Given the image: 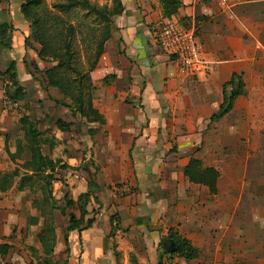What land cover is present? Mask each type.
<instances>
[{
	"label": "crops",
	"instance_id": "obj_1",
	"mask_svg": "<svg viewBox=\"0 0 264 264\" xmlns=\"http://www.w3.org/2000/svg\"><path fill=\"white\" fill-rule=\"evenodd\" d=\"M119 2L123 11L111 19L110 38L90 73L92 105L104 124L76 116L70 130L80 128L81 134L73 144L61 150L51 144L47 155L41 150L57 162L51 184L62 166L66 184H77L70 200L74 206L66 207L65 193L64 208L52 212L51 262L120 264V252L125 256L145 248L150 256L172 235L198 251L190 262L166 255L175 264H264V0ZM168 20L194 30L203 46L205 69L196 77L182 76L155 45ZM21 23L18 34L27 36L29 29ZM232 75L241 77L243 95L227 115L211 121ZM23 154L22 164L30 160L26 149ZM191 161L198 164L197 174L217 173L214 194L189 181L185 170ZM89 181L97 186L90 200L103 205L99 213L86 207L80 232L67 233L68 221L56 229L53 213L76 209ZM21 199L0 198V246H10V239L20 235L19 217L26 211ZM33 209L24 228L34 233L26 242L29 251L9 255V264L45 260L38 239L43 218ZM76 210L78 215L70 212L68 218L79 220ZM112 242L119 253L115 248L112 255Z\"/></svg>",
	"mask_w": 264,
	"mask_h": 264
},
{
	"label": "rangeland",
	"instance_id": "obj_2",
	"mask_svg": "<svg viewBox=\"0 0 264 264\" xmlns=\"http://www.w3.org/2000/svg\"><path fill=\"white\" fill-rule=\"evenodd\" d=\"M35 5L38 6V11L50 12L47 18L52 19L56 16L61 17L62 15L58 14L54 10V6L65 4V0H33ZM91 4L106 7L110 6V0H89ZM22 0H0V26L5 25L8 28L5 38L2 39V42L6 45V48H0V198H8L9 196H21V203L24 207V212L21 213L19 217V226H21L20 235L18 238H11V245H7V250L5 254L0 253V259L2 264H9L6 259L12 254H20L21 251L25 250L28 252L30 246L26 245V242L30 239H33L34 233H31L29 230H24L29 226V219L34 213L31 210L32 203H36L37 207H41L40 200L42 198V190L45 188L46 184V175H41L39 180L33 185L26 182L23 185V191H18V184L20 178L23 176L24 172L22 171V161L26 159L25 154H21L19 157L11 158L9 155L15 156V153L18 148V143L24 144L23 137L24 134L21 129L20 120L23 117H27L29 121L33 122L37 130L42 134L40 140L44 141L43 146L41 147L42 153L47 155L49 152V145H53V149L61 150L62 146H69L74 142L75 138L81 134L80 128L77 130H69L65 135L62 130L64 127L62 125H68L71 120H74L72 125H76L78 115L72 116L71 112L63 107L56 105L54 100H60L67 105L73 106V102L70 99H64L62 94L56 89H48L44 85L43 72L49 68H52L56 65V62L51 58H39L37 56L40 47L31 36L32 29L30 24L24 19L21 14L20 8L22 6ZM41 13V14H42ZM85 14L82 11L74 10L68 16H62L65 24L69 25L70 23L74 27L75 37L72 41V48L77 54L78 66L82 67L83 71L88 70L90 64L93 62L95 54V43L93 42V35L87 29L88 26L93 25L92 18L90 20L84 18ZM25 22V26L29 29L27 36H24L20 33L19 28L22 27V23ZM91 23V24H90ZM51 25V24H50ZM16 28V29H15ZM92 31H99L96 25L92 26L90 29ZM98 34V33H97ZM92 38V39H91ZM26 41V44H25ZM94 46V47H93ZM14 63L16 66L19 65L18 71H16V76L18 78V85L21 87V90L24 92L25 98L21 101L13 102L10 98V95L13 93V86L9 78L6 76L5 71L9 67L10 63ZM74 107V106H73ZM79 117V116H78ZM59 120L61 122V129L58 130L57 124L55 122ZM76 121V122H75ZM60 128V127H59ZM63 132V133H62ZM71 133L76 136L71 137ZM79 141V138L77 139ZM73 144V143H72ZM85 145V141H79V145ZM65 150V149H64ZM66 152V151H65ZM71 153V152H70ZM85 156L89 155L87 151L84 153ZM17 155V154H16ZM88 166L93 168L94 164L92 161H88ZM99 168V169H98ZM97 171H100L98 166ZM94 169V168H93ZM78 169L75 168V172L70 175V179L73 178L78 172ZM86 170V169H85ZM64 170L57 168V175L54 179V182L50 185V190L52 197L55 199L56 206L64 208V203L61 201L65 193L67 200H71L75 196V191L77 189V184L69 186L67 181L64 179V176L61 172ZM16 174V176H14ZM10 177L9 179L6 178ZM4 177V179H3ZM2 180H5L2 184ZM87 180V178H86ZM25 183V182H24ZM4 190H1V188ZM100 204L99 208H96L94 205ZM32 205V206H34ZM35 205V206H36ZM102 204L90 200L87 204V208L94 210V213H99V210L102 208ZM40 208H37L39 211ZM40 212V211H39ZM73 212L75 216L78 215L75 207L73 209L67 210L65 214H59L58 211L53 213L54 224L56 229H63L66 226L68 221V214ZM36 214V212H35ZM38 214V213H37ZM42 224V221H40ZM16 239L17 243L12 241ZM3 242L5 240H2ZM112 255L113 249L117 246L112 242ZM144 248L140 253L134 252L123 255V252H120L119 262L120 264H157L158 259L161 257V264H175L172 263L173 259H168L162 248L158 246L150 251V256ZM30 255L34 258L32 251L30 250ZM177 264V263H176Z\"/></svg>",
	"mask_w": 264,
	"mask_h": 264
},
{
	"label": "trees",
	"instance_id": "obj_3",
	"mask_svg": "<svg viewBox=\"0 0 264 264\" xmlns=\"http://www.w3.org/2000/svg\"><path fill=\"white\" fill-rule=\"evenodd\" d=\"M66 3L62 5L54 6V10L62 15L68 16L72 11L79 10L85 14L86 19L94 22L93 25L88 26L87 29L93 35V42L95 43V54L93 62L90 64L88 70L83 71L82 67L78 66L77 54L72 48V41L75 37L74 27L70 23L65 24L62 16H56L54 19H48L46 14L50 12L38 11V6L35 5L33 0H22L23 4L20 8L21 14L24 19L30 24L32 33L31 36L33 41L37 43L40 50L37 56L41 59L51 58L56 62V65L43 72L44 85L46 88L56 89L64 99H70L73 102V106L67 105L60 100H54V103L59 106L67 108L72 116L78 115L81 119H84L87 123H98L104 124L102 117L97 113L92 105L93 87L91 85L90 73L96 68L97 63L101 55L103 54V48L105 42L110 38V26L111 19L122 13L123 9L119 0H110V7H99L90 3L89 0H65ZM175 5V3H173ZM46 14H43V13ZM42 13V14H41ZM51 24V25H50ZM91 24V23H90ZM96 25L99 31L90 30L92 26ZM8 28L5 25L0 26V48H6V45L2 42L5 38ZM98 33V34H97ZM92 39V38H91ZM26 44V41H25ZM94 47V46H93ZM6 76L13 86V93L10 98L13 102L21 101L25 98L24 92L18 85L17 76L15 71L14 63H10L9 67L5 71ZM244 85L240 76L232 75L230 81L223 87V103L219 111L211 117V121H216L223 116L227 115L233 107V103L236 98L243 95ZM58 130L61 129V122L57 120ZM22 132L24 134V144L18 143V148L15 156L9 155L11 158L19 157L26 149L30 155V160L22 164L23 176L19 180L18 191H23V185L26 182L33 185L39 180L41 175H46L45 188L42 190V198L40 200L41 207H37L36 203H32L35 209L40 208L41 218H43V228L41 234L38 236L39 242L43 247V255L45 260L43 264H58L53 263L50 257L53 253L54 247V230H53V219L52 212L57 208L56 202L52 197L50 190L51 182L53 181L54 169L56 163H53L49 158L44 157L41 153V145L44 141L40 140L42 134L37 130L36 125L29 121L27 117H23L20 120ZM66 132L71 127V124L62 125ZM60 127V128H59ZM17 154V155H16ZM196 164L191 161L185 170V175L189 178V181L202 184L209 189L211 194L215 193V180L217 173L211 169H207L201 173H196ZM65 169V166L61 167ZM50 173V174H46ZM16 176V174H14ZM9 179L10 177H7ZM4 179V177H3ZM5 180H2L4 184ZM25 182V183H24ZM1 190H4L2 187ZM97 186L94 182L89 181L87 183V191L79 195L76 202V209L79 210L80 219L76 220L73 215L69 216L67 233L73 231H82L80 225L82 219L86 215V206L90 201L92 193H95ZM65 205L67 208H72L74 203L67 200V196L64 197ZM91 221H87V227ZM171 240L175 246L174 254L171 256H177L178 258L184 259L186 262L195 260L198 257V251L193 248L190 243L177 236L169 235L167 237ZM66 242V239H65ZM162 246V242L159 243ZM7 246H0V253L5 254ZM164 255H168L164 253ZM161 257L158 259L157 264H161ZM62 264H66L63 262ZM118 264V263H117Z\"/></svg>",
	"mask_w": 264,
	"mask_h": 264
},
{
	"label": "built area",
	"instance_id": "obj_4",
	"mask_svg": "<svg viewBox=\"0 0 264 264\" xmlns=\"http://www.w3.org/2000/svg\"><path fill=\"white\" fill-rule=\"evenodd\" d=\"M155 45L162 55L175 62L182 76L192 78L204 71L203 46L191 28L168 20L160 26Z\"/></svg>",
	"mask_w": 264,
	"mask_h": 264
},
{
	"label": "water",
	"instance_id": "obj_5",
	"mask_svg": "<svg viewBox=\"0 0 264 264\" xmlns=\"http://www.w3.org/2000/svg\"><path fill=\"white\" fill-rule=\"evenodd\" d=\"M162 251L168 255L174 254L175 246L171 240L164 239L162 240Z\"/></svg>",
	"mask_w": 264,
	"mask_h": 264
}]
</instances>
